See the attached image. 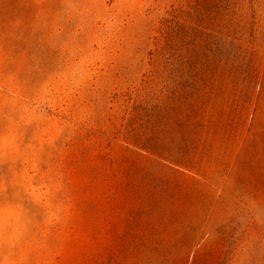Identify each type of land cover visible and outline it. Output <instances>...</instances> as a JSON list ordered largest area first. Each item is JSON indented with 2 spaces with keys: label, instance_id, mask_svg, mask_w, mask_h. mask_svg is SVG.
Returning <instances> with one entry per match:
<instances>
[{
  "label": "rangeland",
  "instance_id": "1",
  "mask_svg": "<svg viewBox=\"0 0 264 264\" xmlns=\"http://www.w3.org/2000/svg\"><path fill=\"white\" fill-rule=\"evenodd\" d=\"M0 264H264V0H0Z\"/></svg>",
  "mask_w": 264,
  "mask_h": 264
}]
</instances>
